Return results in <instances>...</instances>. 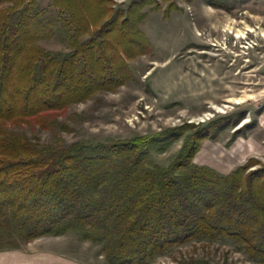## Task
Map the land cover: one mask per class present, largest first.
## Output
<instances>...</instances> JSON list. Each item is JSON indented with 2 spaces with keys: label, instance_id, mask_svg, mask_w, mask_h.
<instances>
[{
  "label": "trees",
  "instance_id": "16d2710c",
  "mask_svg": "<svg viewBox=\"0 0 264 264\" xmlns=\"http://www.w3.org/2000/svg\"><path fill=\"white\" fill-rule=\"evenodd\" d=\"M101 1L51 0L69 50L49 52L38 42L56 36L54 24L36 11L38 0H0V251L76 232L101 245L107 264H150L191 241L229 238L264 263V167L247 172L250 160L224 175L193 162L203 140L244 113L96 144L40 146L7 131L48 129L57 113L132 79L126 61L150 46L129 18L99 25L109 15ZM182 137L168 166L153 162Z\"/></svg>",
  "mask_w": 264,
  "mask_h": 264
},
{
  "label": "rangeland",
  "instance_id": "374dc122",
  "mask_svg": "<svg viewBox=\"0 0 264 264\" xmlns=\"http://www.w3.org/2000/svg\"><path fill=\"white\" fill-rule=\"evenodd\" d=\"M135 1L102 0L98 5L109 14L99 25L114 15L119 22L129 18L128 29L141 34L150 46L147 53L126 61L132 79L57 113L48 129L31 123L8 125L7 131L40 146L96 144L151 136L187 124L202 128L244 113L237 125L229 121L214 140H203L193 162L224 175L250 160L257 162L247 172L263 168L264 0H220L216 5L207 0H142L128 15ZM36 11L43 21L54 24L56 34L38 45L49 52L68 51L63 14L51 0H38ZM182 143L183 137L165 152L153 154V162L168 166ZM47 237L53 247L68 249L76 260L107 264L101 245L79 233ZM180 261L264 264L251 260L244 247L229 238L191 241L150 264Z\"/></svg>",
  "mask_w": 264,
  "mask_h": 264
},
{
  "label": "crops",
  "instance_id": "0c3cea01",
  "mask_svg": "<svg viewBox=\"0 0 264 264\" xmlns=\"http://www.w3.org/2000/svg\"><path fill=\"white\" fill-rule=\"evenodd\" d=\"M49 240L44 236L20 249L0 251V264H89L86 259L76 260L68 249L53 247V241Z\"/></svg>",
  "mask_w": 264,
  "mask_h": 264
},
{
  "label": "bare ground",
  "instance_id": "6f19581e",
  "mask_svg": "<svg viewBox=\"0 0 264 264\" xmlns=\"http://www.w3.org/2000/svg\"><path fill=\"white\" fill-rule=\"evenodd\" d=\"M240 36V35H239Z\"/></svg>",
  "mask_w": 264,
  "mask_h": 264
}]
</instances>
